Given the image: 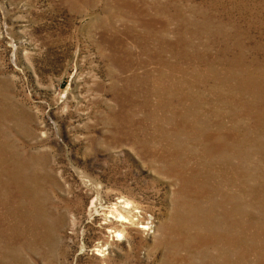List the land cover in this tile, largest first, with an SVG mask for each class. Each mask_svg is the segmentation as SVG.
Instances as JSON below:
<instances>
[{
  "label": "rangeland",
  "instance_id": "374dc122",
  "mask_svg": "<svg viewBox=\"0 0 264 264\" xmlns=\"http://www.w3.org/2000/svg\"><path fill=\"white\" fill-rule=\"evenodd\" d=\"M0 264H264V0H0Z\"/></svg>",
  "mask_w": 264,
  "mask_h": 264
},
{
  "label": "bare ground",
  "instance_id": "6f19581e",
  "mask_svg": "<svg viewBox=\"0 0 264 264\" xmlns=\"http://www.w3.org/2000/svg\"><path fill=\"white\" fill-rule=\"evenodd\" d=\"M119 232H122V231H119ZM122 234H123V233H122ZM122 234H121V235H122Z\"/></svg>",
  "mask_w": 264,
  "mask_h": 264
}]
</instances>
